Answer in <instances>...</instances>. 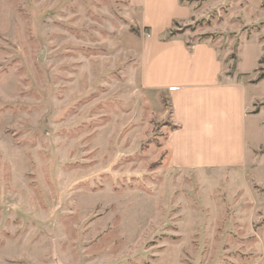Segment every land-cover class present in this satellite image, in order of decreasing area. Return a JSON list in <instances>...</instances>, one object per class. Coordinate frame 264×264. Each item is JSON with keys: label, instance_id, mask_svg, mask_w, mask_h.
<instances>
[{"label": "rangeland", "instance_id": "obj_1", "mask_svg": "<svg viewBox=\"0 0 264 264\" xmlns=\"http://www.w3.org/2000/svg\"><path fill=\"white\" fill-rule=\"evenodd\" d=\"M185 2L252 88L236 168L174 164L129 0H0V264H264V0Z\"/></svg>", "mask_w": 264, "mask_h": 264}, {"label": "crops", "instance_id": "obj_2", "mask_svg": "<svg viewBox=\"0 0 264 264\" xmlns=\"http://www.w3.org/2000/svg\"><path fill=\"white\" fill-rule=\"evenodd\" d=\"M145 28L141 82L165 93L174 129L168 137L172 160L187 169L236 168L248 161V106L252 88L224 75L218 50L190 42L174 23L190 19L185 0H129Z\"/></svg>", "mask_w": 264, "mask_h": 264}, {"label": "trees", "instance_id": "obj_3", "mask_svg": "<svg viewBox=\"0 0 264 264\" xmlns=\"http://www.w3.org/2000/svg\"><path fill=\"white\" fill-rule=\"evenodd\" d=\"M174 24H176V23H174ZM174 33H176L175 30H171V34H174Z\"/></svg>", "mask_w": 264, "mask_h": 264}]
</instances>
